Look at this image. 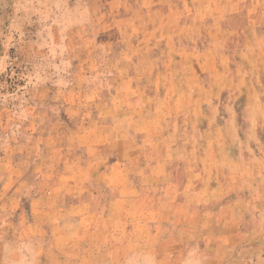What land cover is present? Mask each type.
Instances as JSON below:
<instances>
[{
	"label": "rangeland",
	"instance_id": "374dc122",
	"mask_svg": "<svg viewBox=\"0 0 264 264\" xmlns=\"http://www.w3.org/2000/svg\"><path fill=\"white\" fill-rule=\"evenodd\" d=\"M172 3L0 0V264H192L190 255L203 250L204 216L197 213L191 220L192 212L204 209L203 204L189 208L181 200L177 213H173L175 206L163 205L166 213H172L164 219L162 213L157 214V194L148 204L146 191L140 187L141 168L146 162L156 163L157 158H140L136 150L148 146L155 154L162 141L134 140L133 188L124 190L129 194L125 202L112 206L106 202L113 190L103 186L100 174L88 175L85 186L80 187V174L64 170L67 158L69 163L80 164V158H73L80 148L89 155L87 147L93 144V137L105 153L120 152L127 128L117 124L113 142L109 127L101 125L114 127L117 121L110 122V117H125L124 109L139 107L134 110V118H139L143 102L152 104L154 110L157 103L162 107L160 102H164V116L169 117L178 107L183 116L187 110L179 103L193 100L202 102L203 108L191 110L192 117L204 120L210 115L204 102L223 95L238 99L243 94L237 89L264 84L259 71L247 66L254 64L253 46L240 55L241 62L227 61V68L232 64L235 68L222 76L218 60L222 45L146 43L169 32L152 26L163 16L166 24L171 23V8L160 15L156 7ZM187 3L193 15L204 18L199 10L204 0ZM219 11L215 17L222 15L223 9ZM189 12V8L181 10L182 21L190 17ZM181 35L200 33L181 28ZM190 52L197 61L196 87L189 76L188 59L194 60ZM203 83L215 88L223 83L233 92L210 95L200 87ZM249 95L254 99L253 93ZM258 111L263 115L264 104ZM204 128L203 124L197 126L198 146L204 141ZM185 139H179L181 145ZM170 152L166 147L164 160L172 169L179 157ZM202 156L203 151L201 155L197 151L194 164L204 170ZM228 162L226 157H218L213 166ZM83 192L86 195L81 199H88L87 204L72 205Z\"/></svg>",
	"mask_w": 264,
	"mask_h": 264
},
{
	"label": "crops",
	"instance_id": "0c3cea01",
	"mask_svg": "<svg viewBox=\"0 0 264 264\" xmlns=\"http://www.w3.org/2000/svg\"><path fill=\"white\" fill-rule=\"evenodd\" d=\"M181 1L184 6L181 5ZM204 1L201 7L203 10L199 7L200 12H204V18L193 15L187 0H173L171 6L169 4L167 7H156L160 15H164L171 8V23L166 24L165 16H163L157 26H152L157 31L163 29L169 32L166 34L163 32L162 36H154V40L151 37L146 43L222 45L218 52L220 68L223 70L222 76L235 68L234 64L227 68L229 67L227 61L237 59L241 62L240 55L244 51L249 52L253 46L254 64L247 66L256 68L260 73L258 78L264 83V0H215L214 3L218 6L216 12H220V8L223 9L220 17L214 16L216 12H214L213 0ZM187 8L190 11L187 15L190 17L188 19V16L184 17L185 21H182L181 10ZM181 28L190 31L199 30L200 35L183 36ZM189 54L194 58V60L188 59L189 76L193 77L192 86L196 87L197 61L194 53ZM243 66L247 67L246 63H243ZM200 87H204V92L209 94L215 92L221 95L233 92L223 83L218 86L219 88H215L212 84L207 86L204 83ZM194 91L192 89L189 93L192 94ZM237 91L243 94L238 99L228 100L229 96L226 95L228 99H225L223 95L216 101L204 102L206 105L204 107L210 110L208 112L210 115L204 120L192 117L191 110L197 111L203 108L202 102L193 100L179 103L187 110L183 116L179 110L180 107L169 117L164 116V102H160L162 107L157 103L156 110L149 102H143L141 109L144 112L139 118H134V110L139 107L124 109L121 112L126 115L125 117H110V122L117 121L114 127H110L111 123L107 126L101 125L104 129L109 127L111 131L109 137L113 142H116L113 139L116 125L121 124L127 128V134L122 133L120 152L112 150L105 153L100 142L93 137V144L87 147L89 155L86 156V151L80 148V153L73 156L75 159L80 158V164L69 163L70 158H67L64 170L80 174V187L85 186L84 181L88 175L100 174L98 177L102 179L103 186L113 190V196L106 202L107 205L112 206L125 202L129 194H125L124 190L129 191L133 188L134 177L131 175L133 170L131 163L134 156V140L162 141L163 145L155 148V154L151 153L154 150L150 152L148 146H142L141 149L136 150V155L139 152L140 158H150V156L157 158L156 163L146 162L147 164L141 168L140 187L146 191L148 204L150 201L154 202V195L157 194L159 204L157 214L159 216L162 213L164 219L171 212L166 213L167 209H163V205L175 206L173 213H177V204L186 203L189 204V208L198 205L201 207L203 204L204 209L193 211L192 219L190 218L194 220L198 214L204 216L203 230L206 235L203 250L190 255L191 263L264 264V149H261V146H264V131H261V128L264 129L262 127L264 113L261 115L258 111L260 105L264 104L262 97L264 84L259 87L256 85L242 87ZM251 93L254 94V99L250 98ZM259 93L260 100H258ZM199 124L205 126L204 133L201 134L204 141L200 146L197 145L196 132ZM138 125L141 128L133 132L132 127H138ZM95 136L97 137V134ZM182 136L187 137L185 140L189 142L188 145L186 141H183L185 143L181 145L179 139ZM219 146L222 148H218ZM166 147L170 148L171 154L179 157L178 164L177 160L173 161L172 169H170L171 163H165L164 160ZM197 151L199 155L203 151L204 170L198 167V164H194ZM115 157L119 159L116 160ZM218 157H226L229 162L226 165L213 166V162L218 160ZM199 178L200 180L197 181ZM117 191H120L119 195ZM172 194L173 197L170 196ZM85 195L86 192L76 195L80 197V200L72 205L87 204L88 199H81ZM87 197L90 198V196ZM181 200L185 201L181 203Z\"/></svg>",
	"mask_w": 264,
	"mask_h": 264
}]
</instances>
